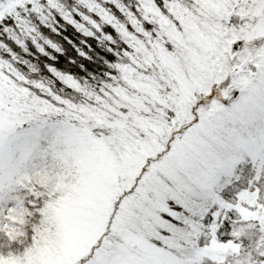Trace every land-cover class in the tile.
Masks as SVG:
<instances>
[{"label":"snow or ice","instance_id":"1","mask_svg":"<svg viewBox=\"0 0 264 264\" xmlns=\"http://www.w3.org/2000/svg\"><path fill=\"white\" fill-rule=\"evenodd\" d=\"M0 264H264V0H0Z\"/></svg>","mask_w":264,"mask_h":264}]
</instances>
